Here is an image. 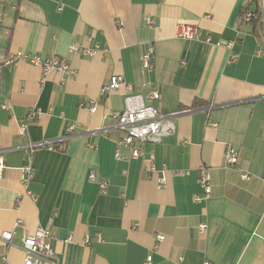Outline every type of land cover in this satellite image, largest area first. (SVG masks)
Masks as SVG:
<instances>
[{
    "label": "crops",
    "instance_id": "crops-1",
    "mask_svg": "<svg viewBox=\"0 0 264 264\" xmlns=\"http://www.w3.org/2000/svg\"><path fill=\"white\" fill-rule=\"evenodd\" d=\"M256 4L259 19L243 22L247 0H0V233L13 230L19 244L22 234L47 227L54 254L41 264H264V0L249 5ZM180 22L196 24L210 42L177 37ZM88 37L100 51L68 52ZM150 47L153 67L145 69L141 55ZM15 52L64 57L75 74L43 73L28 61L4 65ZM113 75L131 89L101 94ZM151 89L175 132L143 145L144 157L130 158L125 147L116 157L122 131L111 113L127 93ZM80 98L95 99V110L79 107ZM32 110L40 114L22 134ZM72 123L75 135L63 149L42 146L58 144ZM227 147L236 149L248 180L225 163ZM149 155L157 171L166 170L146 172ZM28 160L35 199L21 183ZM201 164L211 193L195 202ZM91 171L107 179L106 191L89 180ZM156 234L164 238L154 248ZM1 252L22 263V250L0 238Z\"/></svg>",
    "mask_w": 264,
    "mask_h": 264
},
{
    "label": "built area",
    "instance_id": "built-area-1",
    "mask_svg": "<svg viewBox=\"0 0 264 264\" xmlns=\"http://www.w3.org/2000/svg\"><path fill=\"white\" fill-rule=\"evenodd\" d=\"M248 5L241 7V19L243 22H250L253 19L254 9L251 8L249 4H252L254 0H247ZM262 1V0H259ZM208 17V15H205ZM117 25H121L122 22L120 19L116 21ZM144 23L146 25H156V21L151 17H145ZM175 35L182 39L187 40H198L210 42L209 35H203L202 30L192 23L180 22L175 26ZM219 44V43H217ZM226 48H231L232 43L226 42L224 44ZM100 51L99 44L95 42L91 37H88V42L86 44H77L71 43L68 46V52L70 54H79L81 56H93L96 52ZM101 51H106V49H101ZM231 58H235L236 54L231 53ZM153 48L150 47L147 50L143 51L141 55V63L145 69H150L153 67ZM19 61H28L41 68L43 73H48L52 70L68 73L71 75L75 74V70L69 63V61L64 57H59L55 55L42 56L39 53H29V52H15L10 53L4 60L3 64L9 67L14 66ZM1 72V68H0ZM120 86H124L126 89L130 90V85L124 80L122 75H113L110 77L109 81L104 84L101 89V94H106L109 91L115 90ZM159 98V92L156 89H151L146 94L129 92L124 96L123 107L118 111L111 113V117L116 120V126L122 131V136L117 140V147L115 150V156L120 155L119 148L125 147L129 150L130 158L144 157L142 146L145 144H158L164 137L171 135L175 132L176 126L173 121L172 115H165L160 113L153 104V101ZM79 107H85L92 112L97 106L95 99H85L80 98ZM37 110L30 111L25 119L21 121L19 125V132L24 134L27 131L28 124L33 121L36 117L39 116ZM77 125L72 123L65 126L63 135L58 139V144H42L49 148L56 150L63 149L65 141L70 139L75 135ZM30 151L33 150V145L29 144ZM145 162L144 170L146 172H164L166 167L163 166L160 170L157 171L152 155L147 156ZM225 163L227 165L235 166L239 171V176L241 179L248 180L250 175L237 165V151L232 147H227L225 150ZM3 160L0 154V168H2ZM21 183L26 188V193L29 194L33 199L36 196L28 189L29 183L33 179V169L31 161H26L21 167ZM198 182L201 188L200 193L193 195V200L195 202L205 201L211 193V180L209 169L206 165L201 164L198 169ZM187 173V171L175 170L174 175H182ZM264 179V174H263ZM90 181H95L98 184V187L101 191H106L108 186V181L105 178H97V175L94 171H91L88 175ZM158 184H164L163 176L158 178ZM22 220L20 218L16 219L13 224V229L21 226ZM206 224L204 222L199 223L197 228L199 231L204 230ZM0 238L4 246L16 245L19 247L23 254V260L21 264H41L42 260L51 259L54 254V250L51 244L50 231L47 227H37L33 233L22 234L20 243L13 244V230H4L0 233ZM98 240L101 239L99 233L96 234ZM164 235L156 234L155 243L153 247L157 246V243L163 240ZM69 240V239H67ZM88 244L90 238L86 237L83 241ZM152 254L146 256V263L151 262ZM0 263L1 264H10L7 253H0ZM205 264H209L205 262Z\"/></svg>",
    "mask_w": 264,
    "mask_h": 264
},
{
    "label": "trees",
    "instance_id": "trees-1",
    "mask_svg": "<svg viewBox=\"0 0 264 264\" xmlns=\"http://www.w3.org/2000/svg\"><path fill=\"white\" fill-rule=\"evenodd\" d=\"M256 6H257V4H256ZM254 14H253V22H256V20L257 19H259V10H258V6L257 7H255V9H254Z\"/></svg>",
    "mask_w": 264,
    "mask_h": 264
}]
</instances>
